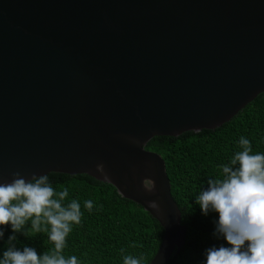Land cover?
I'll return each mask as SVG.
<instances>
[{"label": "water", "instance_id": "1", "mask_svg": "<svg viewBox=\"0 0 264 264\" xmlns=\"http://www.w3.org/2000/svg\"><path fill=\"white\" fill-rule=\"evenodd\" d=\"M263 93L264 0H0V184L113 186L164 230L149 264H168L188 229L147 144L214 130Z\"/></svg>", "mask_w": 264, "mask_h": 264}, {"label": "trees", "instance_id": "2", "mask_svg": "<svg viewBox=\"0 0 264 264\" xmlns=\"http://www.w3.org/2000/svg\"><path fill=\"white\" fill-rule=\"evenodd\" d=\"M241 136L249 139L253 152H264V93L229 122L214 130L186 132L177 137H154L146 149L162 156L172 186V194L188 229L186 243L168 264H203L206 249L224 241L214 235L216 214L203 215L195 197L219 175V166L238 150ZM57 190L67 187L69 199L81 204L82 218L67 237L63 254L76 255L80 264H123L124 254L142 257L149 264L156 255L164 230L157 220L137 204L122 198L117 190L88 175L48 174ZM92 200V212L83 208ZM44 226L42 225V228ZM0 256L9 247H32L38 254L53 247L45 231L34 232L29 220L18 232L0 226ZM15 237V239H10Z\"/></svg>", "mask_w": 264, "mask_h": 264}, {"label": "clouds", "instance_id": "3", "mask_svg": "<svg viewBox=\"0 0 264 264\" xmlns=\"http://www.w3.org/2000/svg\"><path fill=\"white\" fill-rule=\"evenodd\" d=\"M96 167L103 181L111 182L104 165ZM14 175L17 178L11 183L0 184V226L10 225L18 232L30 220L32 230L45 231L53 247L43 254L32 247H9L0 256V264H80L76 255L63 254L67 237L83 215L78 199H69L67 187L54 188L48 175L31 181ZM207 183L195 202L203 215L216 214L214 235L224 243L207 248L203 264H264V152H253L251 141L241 136L238 150ZM143 186L149 192L155 190L151 179H145ZM148 204L159 208L154 200ZM93 207L92 200H84V209L92 212ZM124 253L121 249L123 264H142V257Z\"/></svg>", "mask_w": 264, "mask_h": 264}]
</instances>
